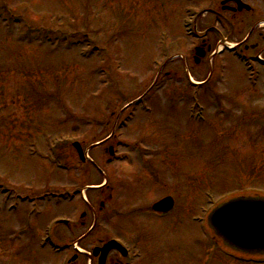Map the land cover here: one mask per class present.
<instances>
[{"label":"rangeland","instance_id":"1","mask_svg":"<svg viewBox=\"0 0 264 264\" xmlns=\"http://www.w3.org/2000/svg\"><path fill=\"white\" fill-rule=\"evenodd\" d=\"M243 1L254 14L229 26V14H202L214 0H1L14 28L0 13V264H63L50 241L64 244L68 227L54 220L85 210L79 191L103 181L94 168L107 182L88 198L110 195L106 211L117 212L98 217L95 233L136 244L143 264H192L209 239L192 218L208 202L264 193V42L242 57L213 55L264 20V0ZM263 25L254 32L264 38ZM211 26L222 36L209 30L212 51L193 63L192 35ZM193 96L205 122L189 117ZM118 118L125 126L112 136ZM100 141L82 166L74 142ZM165 195L172 216L146 211Z\"/></svg>","mask_w":264,"mask_h":264},{"label":"flooded vegetation","instance_id":"2","mask_svg":"<svg viewBox=\"0 0 264 264\" xmlns=\"http://www.w3.org/2000/svg\"><path fill=\"white\" fill-rule=\"evenodd\" d=\"M214 5V8L208 9V13L212 14L214 18L224 17V13L225 15L229 14V26H233L231 21L234 20L237 15H242L243 13L254 14L253 9L249 11H239L236 0H220L218 3L215 1ZM263 21L264 20H257L252 22L249 21V23H247L248 32L245 39H243L242 42L236 44V48L241 53L247 54L249 51L259 49L261 42H264L263 36H260V34H255L254 32L257 27L262 25ZM241 24L245 23H240V25ZM206 35L207 32L200 40L199 45L202 46L204 50L210 51L211 46L208 44L209 39L206 38ZM261 53L263 54V52ZM204 59L205 57L200 59L199 62ZM87 191H94V195L98 197L103 195V188L95 190L89 189ZM102 198H104L102 201H99L98 204H95V202L90 200L87 196V201L81 202L85 210H82L78 217L75 216V220L71 218L69 219V224H65V226L68 227L66 229L68 231V236L65 239L66 241L64 244L60 243L57 245L63 248L61 253H64L66 256V264H143L141 258H135L133 256V248L140 250L134 243L129 245L127 244L126 252L116 249H112L107 253L102 251V248L109 241L108 239H105V236H102V233H95L96 226L94 224V219H96V217H101L103 212L107 214L111 212V209H109L110 211L108 212L106 211V204L108 203L107 199L111 198V196L108 195L107 197ZM150 213L157 215L153 212ZM90 215L92 216V224L87 226ZM81 230L85 231L80 233ZM211 238L214 239L213 234L211 235ZM131 245L132 247L134 246L132 249H130ZM206 248L207 249L203 250L204 256L201 257V255H198V258L193 261V263L191 262L192 264H217V261H223V259L220 260V257H218V250L222 257L229 260V257L224 255V251L229 252V249L225 248L221 242H216L213 240L206 242ZM174 262L175 260L171 259L169 264ZM181 263L183 264V261H181Z\"/></svg>","mask_w":264,"mask_h":264},{"label":"water","instance_id":"3","mask_svg":"<svg viewBox=\"0 0 264 264\" xmlns=\"http://www.w3.org/2000/svg\"><path fill=\"white\" fill-rule=\"evenodd\" d=\"M74 146L80 157H83L79 145ZM172 208L173 200L170 197L153 206L154 211L162 213ZM208 222L215 234L221 237L228 247L243 253L264 254V198H234L217 207L209 215ZM112 248L119 247L112 242L103 249V252L106 253Z\"/></svg>","mask_w":264,"mask_h":264}]
</instances>
